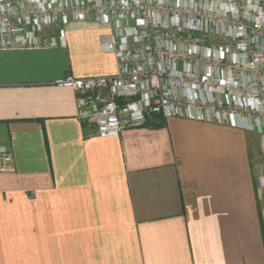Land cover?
<instances>
[{"label": "crops", "instance_id": "obj_1", "mask_svg": "<svg viewBox=\"0 0 264 264\" xmlns=\"http://www.w3.org/2000/svg\"><path fill=\"white\" fill-rule=\"evenodd\" d=\"M53 28L65 46L0 53V264H264L258 133L171 117L100 137L56 81L116 73L110 29Z\"/></svg>", "mask_w": 264, "mask_h": 264}, {"label": "built area", "instance_id": "obj_2", "mask_svg": "<svg viewBox=\"0 0 264 264\" xmlns=\"http://www.w3.org/2000/svg\"><path fill=\"white\" fill-rule=\"evenodd\" d=\"M94 19L117 72L56 82L100 137L177 117L245 128L264 144V0H0V53L65 46ZM0 146V173L14 169ZM264 190V176L259 178Z\"/></svg>", "mask_w": 264, "mask_h": 264}, {"label": "rangeland", "instance_id": "obj_3", "mask_svg": "<svg viewBox=\"0 0 264 264\" xmlns=\"http://www.w3.org/2000/svg\"><path fill=\"white\" fill-rule=\"evenodd\" d=\"M55 28V27H54ZM53 28V29H54ZM54 35H56V33H54V32H52ZM259 135V134H258ZM259 137H260V135H259ZM261 139V138H260ZM260 143H261V141H260ZM260 153H261V158L263 159V162H264V146L262 145V143H261V146H260Z\"/></svg>", "mask_w": 264, "mask_h": 264}]
</instances>
